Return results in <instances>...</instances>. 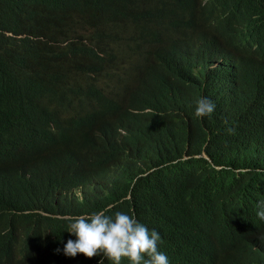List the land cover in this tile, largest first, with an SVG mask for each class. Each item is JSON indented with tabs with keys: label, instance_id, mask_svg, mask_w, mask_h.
<instances>
[{
	"label": "clouds",
	"instance_id": "clouds-1",
	"mask_svg": "<svg viewBox=\"0 0 264 264\" xmlns=\"http://www.w3.org/2000/svg\"><path fill=\"white\" fill-rule=\"evenodd\" d=\"M0 6L8 7L7 24L41 29L18 38L42 46L54 65L76 73L67 45L74 44L89 67L69 81L67 112L49 126L54 145L34 166L46 170L42 184L59 198L82 200L135 165L131 189L164 191L168 211L150 222L123 211L74 217L67 231L76 239L65 244L66 256L78 264H264V193L254 217L242 194L264 188V0H144L140 10L114 0H0ZM86 18L107 38L90 37ZM147 22L157 44L140 29ZM44 30L65 39L50 40ZM0 67L11 72L13 62ZM108 76L118 88L102 85ZM10 107L25 109L12 103L4 83L0 112ZM99 157L108 171L95 178L88 169ZM6 171L15 175L0 167V186ZM209 172L216 183L203 198L180 179ZM37 176L24 172L23 182ZM178 214L193 218L204 236L193 240L198 255L180 260L161 247L159 231L168 233Z\"/></svg>",
	"mask_w": 264,
	"mask_h": 264
},
{
	"label": "trees",
	"instance_id": "trees-1",
	"mask_svg": "<svg viewBox=\"0 0 264 264\" xmlns=\"http://www.w3.org/2000/svg\"><path fill=\"white\" fill-rule=\"evenodd\" d=\"M114 1L123 7L140 10L144 0ZM7 11V6H0V61L11 60L13 67L11 72L0 67V85L7 84L12 103L24 104L25 109L21 113L16 107H10L0 112V167L16 175L6 171L4 183L0 186V261L4 264H40L45 259L44 264H78L63 252L67 241L76 239L67 231L74 217L97 211L114 216L116 212L123 211L136 215L143 222H150L168 211L163 199L164 191L141 186L131 189V179L137 172L135 165L126 169V177L120 173L113 174L108 182L100 183L94 193L85 194L82 200L59 198L53 187L42 184L46 170L34 166L54 145L49 126L67 112L69 81L77 82L78 75L88 73L89 67L81 58L83 48L74 44L67 45L74 57L72 63L76 73L69 72L68 67L54 65L42 46L24 43L25 39L18 38L24 34L37 36L41 29L31 24L23 27L7 24L4 20ZM65 23L74 26L70 20H65ZM82 25L91 26L94 33L90 37L107 38V32L91 19H84ZM140 29L146 40L154 44L159 42L151 22L143 24ZM43 34L54 41L65 39L60 31L44 30ZM102 85L118 88L109 76L102 80ZM88 171L91 176L101 178L108 171L107 162L99 157ZM24 172L39 176L24 183ZM180 179L190 185L200 198L205 197L211 184L216 183L212 172L205 178L182 174ZM56 184L68 187L70 184L78 185L79 181L58 180ZM130 190L131 199H126ZM263 193V187L242 192L252 217L257 215V202ZM176 217L168 233L164 234V229L159 228L162 232L161 247L175 253L179 260L184 259L187 253L198 255L199 249L193 240L204 236L193 218L182 214ZM81 264L90 263L82 260Z\"/></svg>",
	"mask_w": 264,
	"mask_h": 264
}]
</instances>
